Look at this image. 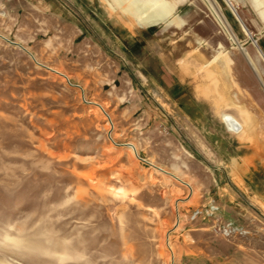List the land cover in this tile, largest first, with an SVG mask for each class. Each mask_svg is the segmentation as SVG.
Returning a JSON list of instances; mask_svg holds the SVG:
<instances>
[{"label": "rangeland", "instance_id": "374dc122", "mask_svg": "<svg viewBox=\"0 0 264 264\" xmlns=\"http://www.w3.org/2000/svg\"><path fill=\"white\" fill-rule=\"evenodd\" d=\"M231 2L264 42V0ZM238 105L264 141L223 0H0V264H264V167L216 119Z\"/></svg>", "mask_w": 264, "mask_h": 264}, {"label": "crops", "instance_id": "0c3cea01", "mask_svg": "<svg viewBox=\"0 0 264 264\" xmlns=\"http://www.w3.org/2000/svg\"><path fill=\"white\" fill-rule=\"evenodd\" d=\"M230 2H231V0H230ZM218 15H219V18H220L222 24L224 25V21H223L222 16L220 15V13H218ZM230 36H231V33H230ZM259 45H258V47L260 48V50L262 51L263 54L258 49H257V51H258L260 58L264 61V42L259 41ZM241 50L243 51V53L246 57V60H247L248 64L250 65L251 69L259 77L260 76L259 71H258L255 63L253 62L252 58L249 56L248 52L244 49V47H241ZM226 62H229V59H227ZM238 82L236 83V81L233 80V83L237 84L236 86L240 90L247 89L246 85H244L240 81H238ZM184 94H185V91H183L182 89L178 90V98H179V99L177 98L178 101H180L181 97H183ZM193 98H194V96H193ZM238 106H239V108H238L239 114L241 117H236L233 113H231L229 111L219 109V111H218L219 118L216 117V119H217V121H219L220 124L223 123L225 125V127H226L225 129L227 131H229L230 133H233L232 134L233 139L235 140L236 144L234 146L235 151H234V154L232 156L235 157L236 159L239 158V164L241 163L240 165L243 168L242 169L243 172H245V171H250V172L256 171L258 169V165H260L261 167H264V143H263L264 141H263V139L258 138L257 134H254L253 128L251 127L252 125H250L251 118H249L246 110L243 107H241L240 105H238ZM208 110H210L209 106H208ZM225 115H231V117H233L239 123L241 128L239 130L228 129L225 121L223 120V116H225ZM196 118H198V117H196ZM247 122H249V123H247ZM244 125L249 126V132H248L249 139L240 140L238 138L237 133H239L240 131H244ZM258 131L260 134H262V132H263L259 129H258Z\"/></svg>", "mask_w": 264, "mask_h": 264}, {"label": "bare ground", "instance_id": "6f19581e", "mask_svg": "<svg viewBox=\"0 0 264 264\" xmlns=\"http://www.w3.org/2000/svg\"><path fill=\"white\" fill-rule=\"evenodd\" d=\"M138 7H139V21H140V23H141V25H152V24H154V23H157V21H158V19L161 17V16H163V15H165V14H167L166 12H163V11H160V10H158V8H159V6H158V8L156 9V10H154V11H151L147 6H143V5H138ZM170 10V9H169ZM163 13V14H162ZM139 26V25H138ZM50 68V67H49ZM51 70H53V71H55V73L57 72V73H59L60 75H62L63 77H66L64 74H62V73H60V72H58V71H56L55 69H53V68H50ZM93 104H97V102H95V101H93L92 102ZM100 108H102V106H100ZM102 110L104 111V109L102 108ZM224 120H225V122H226V124H228V129H229V127H230V129H233V130H239L241 127H240V125H239V123L233 118V117H231V115H225L224 116ZM243 127V126H242ZM127 145H129L130 147H131V149L133 148L134 149V145L133 144H131V143H128ZM133 149H132V151H133ZM134 152V151H133ZM157 167V169H159V170H161L162 172H164V173H167V174H170V175H173L174 173H172L170 170L169 171H167V170H165V169H163V168H161L160 166L158 167V166H156ZM174 176V175H173ZM174 177H176V176H174ZM177 178V177H176ZM177 179H179V178H177ZM181 182H183L185 185H187L189 188H191V186H190V183L188 182V181H185V180H183L182 178L181 179H179ZM192 189V188H191ZM178 215V214H177ZM178 218V217H177ZM177 224V223H176ZM168 237V236H167ZM166 240V239H165Z\"/></svg>", "mask_w": 264, "mask_h": 264}, {"label": "water", "instance_id": "95a60500", "mask_svg": "<svg viewBox=\"0 0 264 264\" xmlns=\"http://www.w3.org/2000/svg\"><path fill=\"white\" fill-rule=\"evenodd\" d=\"M227 6L229 7L230 11L232 12V14L234 15L235 19L238 21V23L241 25L242 29L245 31V33L251 37L252 41L255 43L257 49L262 53V51L260 50V48L258 47L257 43L255 42V39L252 38L250 32L248 31V29L246 28V26L244 25L243 21L241 20V18L239 17V15L237 14L234 5L230 2V0H223ZM21 46V45H20ZM22 48H24L30 55L31 57H33V55L23 46H21ZM263 54V53H262ZM37 62V61H36Z\"/></svg>", "mask_w": 264, "mask_h": 264}, {"label": "built area", "instance_id": "2783aa9c", "mask_svg": "<svg viewBox=\"0 0 264 264\" xmlns=\"http://www.w3.org/2000/svg\"><path fill=\"white\" fill-rule=\"evenodd\" d=\"M143 159V158H142ZM144 161H147L146 159H143ZM148 162V161H147Z\"/></svg>", "mask_w": 264, "mask_h": 264}]
</instances>
